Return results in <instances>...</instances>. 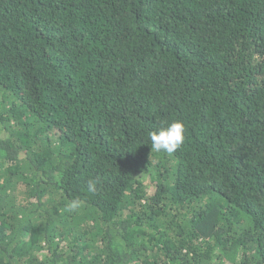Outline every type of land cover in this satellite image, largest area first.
I'll list each match as a JSON object with an SVG mask.
<instances>
[{
  "label": "trees",
  "instance_id": "16d2710c",
  "mask_svg": "<svg viewBox=\"0 0 264 264\" xmlns=\"http://www.w3.org/2000/svg\"><path fill=\"white\" fill-rule=\"evenodd\" d=\"M0 264H264V0H0Z\"/></svg>",
  "mask_w": 264,
  "mask_h": 264
},
{
  "label": "clouds",
  "instance_id": "9594fccd",
  "mask_svg": "<svg viewBox=\"0 0 264 264\" xmlns=\"http://www.w3.org/2000/svg\"><path fill=\"white\" fill-rule=\"evenodd\" d=\"M185 127L182 121L175 120L172 122H162L160 126L149 133L151 150L157 153L172 154L181 147L184 141ZM95 181H90L89 190L94 191ZM79 200H72L68 203L69 211L76 210L80 207Z\"/></svg>",
  "mask_w": 264,
  "mask_h": 264
},
{
  "label": "rangeland",
  "instance_id": "374dc122",
  "mask_svg": "<svg viewBox=\"0 0 264 264\" xmlns=\"http://www.w3.org/2000/svg\"><path fill=\"white\" fill-rule=\"evenodd\" d=\"M21 197V196H20Z\"/></svg>",
  "mask_w": 264,
  "mask_h": 264
}]
</instances>
